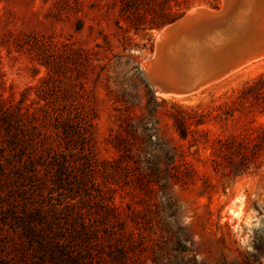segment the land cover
I'll return each mask as SVG.
<instances>
[{"label":"rangeland","instance_id":"374dc122","mask_svg":"<svg viewBox=\"0 0 264 264\" xmlns=\"http://www.w3.org/2000/svg\"><path fill=\"white\" fill-rule=\"evenodd\" d=\"M227 1L0 0V118L47 123L54 146L14 197L73 237L39 244L8 212L0 264H264V16L263 54L218 83L162 96L142 74L167 27Z\"/></svg>","mask_w":264,"mask_h":264},{"label":"water","instance_id":"95a60500","mask_svg":"<svg viewBox=\"0 0 264 264\" xmlns=\"http://www.w3.org/2000/svg\"><path fill=\"white\" fill-rule=\"evenodd\" d=\"M263 16L264 0L195 10L163 31L145 80L158 93L186 95L222 79L263 54L254 39Z\"/></svg>","mask_w":264,"mask_h":264},{"label":"trees","instance_id":"16d2710c","mask_svg":"<svg viewBox=\"0 0 264 264\" xmlns=\"http://www.w3.org/2000/svg\"><path fill=\"white\" fill-rule=\"evenodd\" d=\"M23 114L19 111L17 113H2L0 118V124L5 130V135L2 140L5 141V145H0V150L9 149L10 154H3L0 151V202H3L5 206L0 207V217H11L15 220L20 219L23 223L22 227L25 230V235L30 236L33 240L39 244L47 242L48 244H54L53 249H61L63 245H67L73 242L69 241V235H62L60 238H56V232L52 229V222L47 226L50 230H44L40 223L46 221L45 214L56 211L54 206L45 208L42 204L38 207L29 206L26 203L21 205L15 200L14 195L17 189H13L11 184L14 179H28L38 177V169L43 166L44 163L49 164L51 160V150L53 149V138L46 126L47 123L38 122L33 118H21ZM15 116L16 118H12ZM56 128H60L66 142L72 143L74 137H84L87 133L85 129H76L70 121H57ZM46 126V127H45ZM18 208L21 212L19 216ZM9 212V216L7 213ZM43 222V223H44ZM67 237V239H66ZM42 241V242H41ZM72 245V244H71Z\"/></svg>","mask_w":264,"mask_h":264},{"label":"bare ground","instance_id":"6f19581e","mask_svg":"<svg viewBox=\"0 0 264 264\" xmlns=\"http://www.w3.org/2000/svg\"><path fill=\"white\" fill-rule=\"evenodd\" d=\"M256 0H239V2L241 3V5H242V7H245V8H249V6L252 4V3H254ZM223 4V3H222ZM204 9V8H203ZM206 9V8H205ZM204 9V10H205ZM195 12V10L193 11L192 10V12H190L189 14H193ZM217 12V11H216ZM185 17V16H184ZM173 24V23H172ZM209 39H211V38H209ZM212 40H213V38H212ZM153 58V57H152ZM256 61H258V60H256ZM251 62H253V61H251ZM251 62H249V63H251ZM255 62V61H254ZM249 63H247V64H249ZM151 64V63H150ZM247 64H245V65H247ZM245 65H243V66H245ZM243 66H241V67H243ZM240 67V68H241ZM240 68H238V69H240ZM145 69V68H144ZM238 69H236V70H238ZM236 70H234V71H232L230 74H232V73H234ZM230 74H228L227 76H229ZM227 76H225V77H223V79L224 78H226ZM222 79V80H223ZM221 80V81H222ZM220 80H218V81H216V83H218ZM215 84V83H214ZM162 96H167V95H162Z\"/></svg>","mask_w":264,"mask_h":264}]
</instances>
